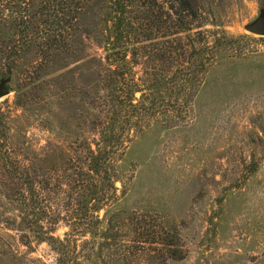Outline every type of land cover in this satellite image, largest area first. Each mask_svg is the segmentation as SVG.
<instances>
[{
  "label": "trees",
  "instance_id": "16d2710c",
  "mask_svg": "<svg viewBox=\"0 0 264 264\" xmlns=\"http://www.w3.org/2000/svg\"><path fill=\"white\" fill-rule=\"evenodd\" d=\"M90 1L0 0V80L15 92L12 101L0 100V207L12 214L4 223L22 232L23 245L28 232L46 242L57 264L176 259L161 224L112 209L119 161L151 122L186 118L178 111L191 108L208 71L255 55L249 46L264 44V36L229 34L208 22L201 0H97L110 26L97 40L101 55L75 76L70 57L80 51V15ZM70 103L73 111L65 113ZM53 106L64 110L55 121L67 138L36 148L26 115L53 120ZM60 220L68 226L63 238L53 235ZM81 245L89 246L84 260Z\"/></svg>",
  "mask_w": 264,
  "mask_h": 264
},
{
  "label": "rangeland",
  "instance_id": "374dc122",
  "mask_svg": "<svg viewBox=\"0 0 264 264\" xmlns=\"http://www.w3.org/2000/svg\"><path fill=\"white\" fill-rule=\"evenodd\" d=\"M201 2L208 22L229 34L260 37L244 29L261 13L259 0ZM103 12L102 3L92 0L80 15V51L70 57L75 76L102 53L97 40L110 26L102 22ZM249 50L255 55L211 68L191 108L178 111L187 117L151 122L119 161L118 202L112 209L146 213L147 222L161 224L178 251L176 259L159 257L154 264H264V44L252 43ZM4 80L10 93L0 100L12 101L15 92ZM52 108L53 120L41 121L37 112L26 115L25 132L36 148L67 138L55 121L64 110ZM63 108L66 113L74 107ZM73 122L79 126L82 119ZM9 211L0 207V264H57L51 247L29 232L27 244H21L22 232L4 223L12 217ZM105 211H100L102 229ZM67 231L60 220L53 235L63 238ZM88 247L80 246L83 260ZM141 257L115 264H148Z\"/></svg>",
  "mask_w": 264,
  "mask_h": 264
},
{
  "label": "water",
  "instance_id": "95a60500",
  "mask_svg": "<svg viewBox=\"0 0 264 264\" xmlns=\"http://www.w3.org/2000/svg\"><path fill=\"white\" fill-rule=\"evenodd\" d=\"M244 29L254 35L264 36V10H261L258 18L252 23L246 24ZM10 93L9 89L6 86V80H0V99L6 97Z\"/></svg>",
  "mask_w": 264,
  "mask_h": 264
}]
</instances>
